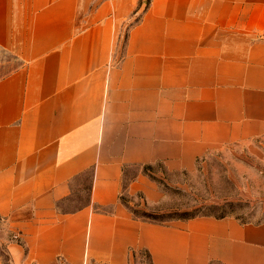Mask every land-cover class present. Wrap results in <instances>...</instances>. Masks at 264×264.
I'll return each mask as SVG.
<instances>
[{"label":"crops","instance_id":"1","mask_svg":"<svg viewBox=\"0 0 264 264\" xmlns=\"http://www.w3.org/2000/svg\"><path fill=\"white\" fill-rule=\"evenodd\" d=\"M143 2L0 0V217L36 264H264V223L152 222L121 200L135 169L264 135V0Z\"/></svg>","mask_w":264,"mask_h":264},{"label":"rangeland","instance_id":"2","mask_svg":"<svg viewBox=\"0 0 264 264\" xmlns=\"http://www.w3.org/2000/svg\"><path fill=\"white\" fill-rule=\"evenodd\" d=\"M149 2L144 0L145 8ZM140 171L161 190L163 197L158 204H148L141 194L127 193L132 180L129 176H136ZM88 187L87 179L73 194L72 201L78 202L77 206L87 199ZM121 200L135 218L148 221L169 223L225 214L244 223H264V135L211 148L198 158L193 170L171 171L162 164L135 169L124 179ZM0 264H36L28 259V250L19 232L2 217ZM58 264L66 263L59 261ZM131 264H151V259L141 250L133 254Z\"/></svg>","mask_w":264,"mask_h":264},{"label":"trees","instance_id":"3","mask_svg":"<svg viewBox=\"0 0 264 264\" xmlns=\"http://www.w3.org/2000/svg\"><path fill=\"white\" fill-rule=\"evenodd\" d=\"M211 217V216H210ZM214 218H226V217H231V216H226L225 214H223V215H220V216H213ZM191 218H193V217H191ZM151 221H153V222H159V223H164V222H160V221H154V220H151Z\"/></svg>","mask_w":264,"mask_h":264}]
</instances>
